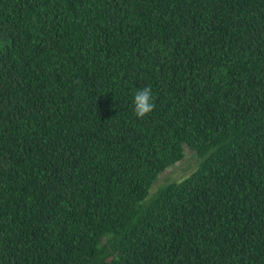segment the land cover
I'll list each match as a JSON object with an SVG mask.
<instances>
[{"label":"trees","instance_id":"trees-1","mask_svg":"<svg viewBox=\"0 0 264 264\" xmlns=\"http://www.w3.org/2000/svg\"><path fill=\"white\" fill-rule=\"evenodd\" d=\"M0 264H264V0H0Z\"/></svg>","mask_w":264,"mask_h":264},{"label":"rangeland","instance_id":"rangeland-1","mask_svg":"<svg viewBox=\"0 0 264 264\" xmlns=\"http://www.w3.org/2000/svg\"><path fill=\"white\" fill-rule=\"evenodd\" d=\"M195 160V153L187 149L186 146H183V156L180 160L175 162L174 164H170L161 170L155 180L152 182L151 189L157 186L166 178H177L182 176L188 171L191 166H193V162Z\"/></svg>","mask_w":264,"mask_h":264},{"label":"clouds","instance_id":"clouds-1","mask_svg":"<svg viewBox=\"0 0 264 264\" xmlns=\"http://www.w3.org/2000/svg\"><path fill=\"white\" fill-rule=\"evenodd\" d=\"M151 86L138 90L134 95V113L137 118H144L155 108Z\"/></svg>","mask_w":264,"mask_h":264}]
</instances>
